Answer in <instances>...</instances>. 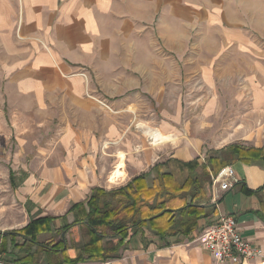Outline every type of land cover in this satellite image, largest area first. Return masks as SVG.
Returning <instances> with one entry per match:
<instances>
[{
  "label": "crops",
  "instance_id": "obj_1",
  "mask_svg": "<svg viewBox=\"0 0 264 264\" xmlns=\"http://www.w3.org/2000/svg\"><path fill=\"white\" fill-rule=\"evenodd\" d=\"M181 60L195 62L192 73H199L210 92H219L218 80L231 92L252 94V136L241 137L246 132L237 130L224 147L204 154L189 136L187 147L163 160L158 152L151 167L128 165L118 188L168 160L203 165L210 151L234 144L264 148V0H0V95L25 102L40 116L76 110L82 120L72 121L87 126L82 157L45 158L40 164L41 178L34 179V192L25 200V225L32 217H55L57 231L75 221L72 206L86 202L92 189L110 190L109 176L98 174L92 160L99 151L94 132L101 117L108 122V141L117 135L114 116L103 110L142 107L143 94L158 102L165 93L179 95ZM232 168L233 186L226 192L211 175L212 207L189 236L164 247L146 231L121 259L86 264H218L194 239L222 215L233 217L250 246L261 249L247 264H264V164L236 162ZM247 189L258 193L248 195Z\"/></svg>",
  "mask_w": 264,
  "mask_h": 264
},
{
  "label": "rangeland",
  "instance_id": "obj_2",
  "mask_svg": "<svg viewBox=\"0 0 264 264\" xmlns=\"http://www.w3.org/2000/svg\"><path fill=\"white\" fill-rule=\"evenodd\" d=\"M177 63L182 69L183 83L179 95L165 93L162 101L158 102L152 98L153 94H143L142 107L103 110L114 116L117 136L114 140L108 141L106 135L108 122L101 117L100 125L95 126L96 132H94V137L100 144L99 151L92 156V160L95 162L98 174L103 172L104 176H109L108 182L115 159L108 160L104 156V151L107 146L110 149L106 153L114 155L117 141L120 142V136L125 135L129 130L133 134L131 138L136 141V137L140 134L136 124L131 126L132 122H140L144 126L163 130L164 133L178 139V145L167 143L159 149L157 153L161 160L174 154L176 148L187 147L189 136L198 140L200 145L197 150L203 149L201 151L203 154L205 151L224 147L228 142L226 141L228 134L237 130L246 132L243 134L245 136L241 137L251 138L252 94L240 90L231 92L222 88L223 84L218 80L214 86L219 84V92H210L203 87V78L199 73L195 75L192 73L196 68L195 62L181 60ZM120 99L122 97L117 98ZM15 102L16 100L12 101L7 96L0 95V233L2 234L18 232L28 225H25L28 213L25 200L34 192L36 185L34 179L41 178L42 174L37 171L40 164L45 158L58 162L69 157L76 160L82 157L79 149L84 144L86 136L84 129L87 128L72 121L82 120V116H78L76 110H48L46 115L41 111L40 116L39 110L25 107V102H21V106ZM131 109L134 113L128 112ZM67 120L71 124L67 125ZM261 122L264 123L263 120ZM151 142L149 140V143ZM104 145H106L105 149ZM133 161L135 163L132 162L130 165L142 168L136 160ZM151 161L148 162L149 167L155 164ZM111 185L106 187L113 190L121 186ZM68 239L77 241L79 233L74 232ZM51 240H57L55 233L39 238L42 243Z\"/></svg>",
  "mask_w": 264,
  "mask_h": 264
},
{
  "label": "trees",
  "instance_id": "obj_3",
  "mask_svg": "<svg viewBox=\"0 0 264 264\" xmlns=\"http://www.w3.org/2000/svg\"><path fill=\"white\" fill-rule=\"evenodd\" d=\"M236 162L264 164V148L234 144L210 151L203 165L168 160L124 187L92 189L86 202L72 206V224L54 231L52 225L60 218L32 217L20 231L0 233V255L14 264L107 263L121 259V252L146 231L169 247L180 236H189L212 207L211 175ZM76 231L79 239L69 241L67 235ZM53 233L57 240L39 241Z\"/></svg>",
  "mask_w": 264,
  "mask_h": 264
},
{
  "label": "built area",
  "instance_id": "obj_4",
  "mask_svg": "<svg viewBox=\"0 0 264 264\" xmlns=\"http://www.w3.org/2000/svg\"><path fill=\"white\" fill-rule=\"evenodd\" d=\"M234 170L232 166L223 168L213 176V184L221 192L233 186ZM194 242L205 248L216 259L218 264H247V261L262 255L261 249L253 248L241 235L237 221L222 215L212 226L204 229ZM0 264H13L0 255Z\"/></svg>",
  "mask_w": 264,
  "mask_h": 264
},
{
  "label": "bare ground",
  "instance_id": "obj_5",
  "mask_svg": "<svg viewBox=\"0 0 264 264\" xmlns=\"http://www.w3.org/2000/svg\"><path fill=\"white\" fill-rule=\"evenodd\" d=\"M128 112L134 113L132 109ZM134 124L137 125L138 134H140V136L138 135V137H136V141H133L134 139L131 138L133 134H131V130H129L126 131L125 135L120 136L121 141H117V150L114 155L107 154L108 152L106 153V151L110 148L104 145V149L105 146L107 148L104 151V156H106L108 160H111L112 158L115 159L113 170L110 173L109 184L118 185L125 181L127 179L126 169L130 163L134 162L133 160H136L138 165L144 167V165L154 159L155 154L165 144L170 143L174 146L178 145V139L170 134L164 133L163 130L144 126L140 122H132L131 126ZM149 140L152 142L149 143Z\"/></svg>",
  "mask_w": 264,
  "mask_h": 264
}]
</instances>
